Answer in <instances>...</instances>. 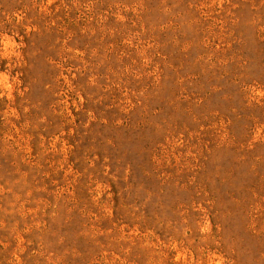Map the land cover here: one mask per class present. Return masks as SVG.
Wrapping results in <instances>:
<instances>
[{
  "label": "rangeland",
  "instance_id": "1",
  "mask_svg": "<svg viewBox=\"0 0 264 264\" xmlns=\"http://www.w3.org/2000/svg\"><path fill=\"white\" fill-rule=\"evenodd\" d=\"M0 264H264V0H0Z\"/></svg>",
  "mask_w": 264,
  "mask_h": 264
}]
</instances>
